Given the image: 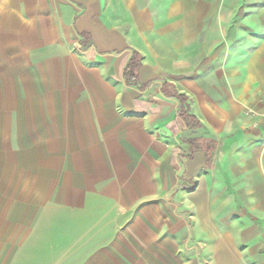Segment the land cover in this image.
Wrapping results in <instances>:
<instances>
[{"label": "crops", "instance_id": "crops-1", "mask_svg": "<svg viewBox=\"0 0 264 264\" xmlns=\"http://www.w3.org/2000/svg\"><path fill=\"white\" fill-rule=\"evenodd\" d=\"M242 1L0 0L5 264H264V0Z\"/></svg>", "mask_w": 264, "mask_h": 264}, {"label": "rangeland", "instance_id": "rangeland-1", "mask_svg": "<svg viewBox=\"0 0 264 264\" xmlns=\"http://www.w3.org/2000/svg\"><path fill=\"white\" fill-rule=\"evenodd\" d=\"M247 3L252 4L251 1L243 0L242 4L240 5V8H242L243 6H247ZM254 4L257 5V3ZM0 216H3V219L2 218L0 219L3 220L2 222H0V264H5L6 258L8 259L12 258V255L5 257V199L3 200L0 199Z\"/></svg>", "mask_w": 264, "mask_h": 264}, {"label": "trees", "instance_id": "trees-1", "mask_svg": "<svg viewBox=\"0 0 264 264\" xmlns=\"http://www.w3.org/2000/svg\"><path fill=\"white\" fill-rule=\"evenodd\" d=\"M138 67H139V61L133 57L125 69V77L127 81L136 82ZM181 109H182V105H181Z\"/></svg>", "mask_w": 264, "mask_h": 264}, {"label": "built area", "instance_id": "built-area-1", "mask_svg": "<svg viewBox=\"0 0 264 264\" xmlns=\"http://www.w3.org/2000/svg\"><path fill=\"white\" fill-rule=\"evenodd\" d=\"M262 119H263V121H264V114L262 115Z\"/></svg>", "mask_w": 264, "mask_h": 264}]
</instances>
